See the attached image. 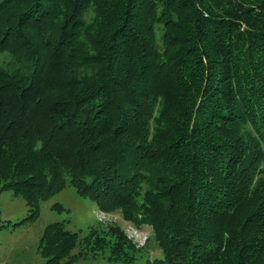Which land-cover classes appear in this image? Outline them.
Returning a JSON list of instances; mask_svg holds the SVG:
<instances>
[{
    "label": "trees",
    "instance_id": "1",
    "mask_svg": "<svg viewBox=\"0 0 264 264\" xmlns=\"http://www.w3.org/2000/svg\"><path fill=\"white\" fill-rule=\"evenodd\" d=\"M2 55L0 229L72 186L163 257L56 222L45 264H264V0H0Z\"/></svg>",
    "mask_w": 264,
    "mask_h": 264
},
{
    "label": "rangeland",
    "instance_id": "2",
    "mask_svg": "<svg viewBox=\"0 0 264 264\" xmlns=\"http://www.w3.org/2000/svg\"><path fill=\"white\" fill-rule=\"evenodd\" d=\"M9 61L7 55L0 56V63ZM59 205L62 209L54 208ZM36 220L27 222L16 228L0 229V264H45L39 243L46 227L52 223L62 222L67 230L85 236L91 226L106 228L108 225H119L138 248L147 246L142 259L154 260L163 257L162 250L153 239V230L147 224H137L124 219L120 211H101L89 199L79 196L76 189L67 186L62 192L51 199L43 201L39 206ZM30 214L26 201L6 190L0 195V215L3 223H19ZM80 246L74 251L78 254ZM73 264H108L99 255L89 253Z\"/></svg>",
    "mask_w": 264,
    "mask_h": 264
}]
</instances>
